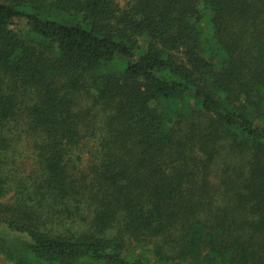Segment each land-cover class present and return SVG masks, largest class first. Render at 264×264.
Masks as SVG:
<instances>
[{
	"label": "trees",
	"instance_id": "1",
	"mask_svg": "<svg viewBox=\"0 0 264 264\" xmlns=\"http://www.w3.org/2000/svg\"><path fill=\"white\" fill-rule=\"evenodd\" d=\"M0 257L264 264V0H0Z\"/></svg>",
	"mask_w": 264,
	"mask_h": 264
},
{
	"label": "rangeland",
	"instance_id": "2",
	"mask_svg": "<svg viewBox=\"0 0 264 264\" xmlns=\"http://www.w3.org/2000/svg\"><path fill=\"white\" fill-rule=\"evenodd\" d=\"M0 264H9V263H7L6 261H4V259L0 257Z\"/></svg>",
	"mask_w": 264,
	"mask_h": 264
}]
</instances>
